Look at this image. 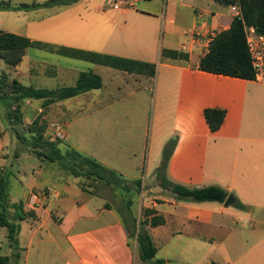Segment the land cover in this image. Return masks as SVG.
<instances>
[{"label": "crops", "instance_id": "1", "mask_svg": "<svg viewBox=\"0 0 264 264\" xmlns=\"http://www.w3.org/2000/svg\"><path fill=\"white\" fill-rule=\"evenodd\" d=\"M114 2L78 0L68 7L0 10V30L20 36L17 30H27L24 37L35 41L156 67L150 75L29 48L12 67L13 82L55 90L75 86L81 73L91 72L101 86L48 106L33 99L15 101L12 107L1 103L0 143L13 131L9 118L17 109L24 125L40 118L46 137L60 129L62 152L76 150L127 183L140 181V190L132 187L129 210L138 223L151 219L146 210L165 218L163 225H145L165 264H215L219 252L226 264H264V86L199 69L211 32L229 29L236 14L215 0H131L119 9ZM10 14L23 17L7 25ZM197 27L201 34L196 38ZM165 50L186 58H169ZM208 108L226 111L214 133L204 117ZM173 140L166 170L170 181L189 188L219 186L246 208L177 201L162 190L156 173ZM0 146V176L8 177L5 213L19 226L15 240L0 227L8 242L3 252L0 236V264H137L120 216L126 212L121 187L96 183L120 193L118 209L103 193L83 185L81 177L38 157L30 147L29 157L40 164L27 177L22 154L16 152L19 144L7 150ZM14 162L16 171H9ZM33 192L45 193L46 200L29 204ZM19 203L21 212L14 208ZM29 212L30 217L17 219Z\"/></svg>", "mask_w": 264, "mask_h": 264}, {"label": "trees", "instance_id": "2", "mask_svg": "<svg viewBox=\"0 0 264 264\" xmlns=\"http://www.w3.org/2000/svg\"><path fill=\"white\" fill-rule=\"evenodd\" d=\"M215 1L229 7L237 6L240 10V14L233 18L229 29L220 32L212 40L208 53L200 60L199 69L207 73L244 80H254V69L251 64L244 28L245 26H252L258 33L264 35V0ZM76 2H78V0H47L43 3H21L18 6H13L9 2H0V10L33 11L41 8L68 7ZM29 48L44 50L93 64L108 65L130 72H146L147 70L148 74L154 75L156 71L155 65L152 64L35 41L28 37L0 30V58L3 59L8 66L15 67L19 65ZM163 55L173 59L186 58L184 54L169 50L163 51ZM100 86L101 81L99 76L91 72L81 73L75 86L55 90L24 87L17 81H14L12 84L13 91L17 94L15 97L16 101L22 99L43 100L44 106L78 96L92 89H98ZM14 113L20 123L21 117L18 114V110L15 109ZM225 116L226 111L224 109L208 108L204 110L205 120L210 131L213 133L221 128ZM45 128V124L41 123L40 118L35 119L29 127V131L34 134L35 138V143H33L31 149L38 157H44L50 161L59 162L64 169L68 170L74 176H84L88 179H94L97 184H105L109 187L113 185L118 186L121 187L123 191L129 193L133 186L136 190L141 189L142 183L140 181H136L133 184L127 183L115 172L108 170L97 161L80 154L76 150L71 149L62 152L59 148V144L62 143V140L47 138L44 134ZM18 138L20 139V137ZM174 142V140L171 141L164 148L162 161L157 169L156 178L161 189L169 192L177 201L194 203L218 202L224 204L230 193L219 186L211 185L189 188L168 179L166 170ZM42 145L45 146L48 151L45 154L38 150ZM125 197L127 198H125L126 212L121 213L120 216L129 231V238H133L136 241L137 263L165 264L163 259L157 258V248L154 246L151 237L145 230V225L148 223L152 227L165 224V218L158 215L154 210H146L145 217L151 216V219L148 220V218H146L138 223L137 219L132 216L129 210L131 205L130 197L126 195ZM234 205L239 209L246 208L237 200H235ZM7 207H9L8 177L0 176V227L8 228L10 238L15 240V235L19 230V226L8 221L5 213ZM14 208H17L21 212L23 208L22 203L14 204ZM30 215V212L17 215V219L23 220L30 217ZM130 223H132V229H129Z\"/></svg>", "mask_w": 264, "mask_h": 264}, {"label": "rangeland", "instance_id": "3", "mask_svg": "<svg viewBox=\"0 0 264 264\" xmlns=\"http://www.w3.org/2000/svg\"><path fill=\"white\" fill-rule=\"evenodd\" d=\"M7 1V0H4ZM18 0H14V2H16ZM23 1L24 3H32V2H38V3H43L47 0H20ZM96 5L99 4H103L105 2V0H94ZM83 4H86V1H84ZM136 8H138V3H136ZM34 14V13H33ZM9 17L6 19V23L8 25V23H13L14 21H19L21 20V18L23 17V15H14V14H10L8 15ZM20 16V17H17ZM6 27L9 29V31H13L12 28H10V26ZM19 33H22L21 36H25L27 34V30H17ZM15 77V74L13 72L12 67L8 66L3 59L0 58V107H2V104H10V107H12L13 105H15V97L17 94H14L13 89H12V84H13V79ZM30 83V82H29ZM11 85V86H10ZM32 85V87H36V84H29ZM2 103V104H1ZM12 115L9 118V122L10 125L12 126L13 131L10 130V132H8L7 136L5 135V138L3 139V145L5 147V149H11L13 142H17L20 146L21 149H17L16 152H19L20 154H22V159L20 162L23 163L24 167H25V171L27 173V177L32 176L33 173V169L36 167V165L40 164V161L36 158V157H29V153L27 152V149L33 145V143H35V138H34V134L32 132L29 131V127L32 125L31 124H26L24 125L23 123H21L23 120L21 119V122L19 123V119H17V117L15 116V110L11 111ZM18 134V135H17ZM20 137V139L18 137ZM23 138V139H22ZM13 141V142H12ZM0 143V144H2ZM17 148V147H16ZM39 151L43 152L44 154L46 152H48L45 148V146H41L40 148H38ZM4 151V148H3ZM15 155V153H14ZM71 163V162H70ZM69 163V164H70ZM17 169V163L14 162V166L13 167H9V171H13L15 172ZM80 180L81 183L87 187H92L94 190L99 191L100 193H103L105 195V197L108 199L109 204H111L112 207L115 208H121L122 207V198L121 195H126L127 197H132L134 194L132 192H118L113 188H104L103 186H101V188H99L96 185V182L94 181V179H88L84 176H80ZM16 184V183H14ZM17 186V184L15 185ZM17 188V187H15ZM139 219H142V216L139 217ZM6 232L5 229L0 228V236L2 235V233ZM2 239V243H3V252H5L8 248V242L6 238H3L1 236ZM130 244L133 248H135L136 251V241L133 238H130ZM216 263L215 264H226L224 262V258L222 257V255L220 254V252L218 253V257L216 258ZM137 264H141V263H137ZM173 264H176V262H174Z\"/></svg>", "mask_w": 264, "mask_h": 264}, {"label": "built area", "instance_id": "4", "mask_svg": "<svg viewBox=\"0 0 264 264\" xmlns=\"http://www.w3.org/2000/svg\"><path fill=\"white\" fill-rule=\"evenodd\" d=\"M131 0H115L114 8L119 9L122 6L128 4ZM232 11L238 16L240 10L237 6H231ZM245 36L248 51L251 58V64L254 69V81L260 83L264 86V35L256 31L252 26H245ZM200 29L197 27L194 31V36L197 38L200 36ZM216 32H211L210 42L217 36ZM211 44V43H210ZM47 138L63 139V133L59 129L56 134L47 136ZM3 154V147L0 146V156ZM45 193L33 192L30 196L29 204L34 205L36 201L41 200L44 202L46 200ZM1 245V241H0Z\"/></svg>", "mask_w": 264, "mask_h": 264}, {"label": "water", "instance_id": "5", "mask_svg": "<svg viewBox=\"0 0 264 264\" xmlns=\"http://www.w3.org/2000/svg\"><path fill=\"white\" fill-rule=\"evenodd\" d=\"M234 203H235L234 196H233L232 194H230V195L227 197L226 201L224 202V205H225L226 207H228V206L233 205Z\"/></svg>", "mask_w": 264, "mask_h": 264}]
</instances>
